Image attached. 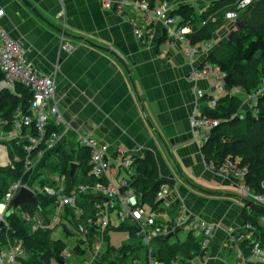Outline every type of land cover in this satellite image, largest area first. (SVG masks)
<instances>
[{
    "label": "crops",
    "instance_id": "0c3cea01",
    "mask_svg": "<svg viewBox=\"0 0 264 264\" xmlns=\"http://www.w3.org/2000/svg\"><path fill=\"white\" fill-rule=\"evenodd\" d=\"M194 4L199 11L206 8L204 1ZM0 9V28L22 44L28 63L54 82V102L63 119L57 146L76 150L79 138H92L107 147L112 167L117 150L135 157L153 154L158 175L173 180L171 198L183 209L182 224L169 242L186 240L193 218L214 228L205 261L194 257L176 264H243L240 246L228 237L242 230L245 200L230 181L209 170L190 128L193 114L201 116L208 103L201 102L197 92L215 99L222 94L203 76L193 81L191 73L209 67L206 56L230 32L219 30L209 50L197 46L199 52L188 57L157 20L147 24L148 36L137 38L134 24L143 16L131 6L117 14L105 10L99 0H0ZM61 42L73 50L62 51ZM94 46L113 52L128 72L114 56ZM118 176L116 172L114 178ZM177 217L178 211L166 212L162 221L172 224ZM111 229L99 232L94 241L80 237L72 256L90 253L92 264L124 256L121 247H108ZM93 243H99V252ZM129 259L127 264H143Z\"/></svg>",
    "mask_w": 264,
    "mask_h": 264
},
{
    "label": "built area",
    "instance_id": "2783aa9c",
    "mask_svg": "<svg viewBox=\"0 0 264 264\" xmlns=\"http://www.w3.org/2000/svg\"><path fill=\"white\" fill-rule=\"evenodd\" d=\"M105 10L121 14L126 6H131L143 16L137 26H135V35L137 38H145L149 34L148 23L157 20L162 23L165 31L172 35L174 41L182 46V52L188 57H192L199 52L196 45H192L185 37L186 29L179 27V22L171 16L175 5L165 1H157L153 8H150L146 0H99ZM258 0H238L233 10L225 14V19L229 22L238 21L240 12H246L249 5ZM4 11L0 9V18ZM61 50L70 53L73 48L66 42H61ZM200 47L206 51L210 49L211 43L205 42ZM0 72L3 79L0 82L1 89H13L15 83L23 85L32 95L28 112L25 113L19 109L14 112L11 126L6 131L7 142H14L21 148L23 153V173L20 178L12 182L0 201V220L5 223V230L2 235L4 242L0 243V264H19L26 258V252L23 242L17 238H11L8 235L10 230L9 222L4 214L21 188L32 192L37 200L38 196H44L53 199V203L42 210L35 208V212L30 214L22 212L20 207L15 209V213L21 217L28 226L30 234L40 230L56 231L62 226H67L73 230L71 220L66 215L67 209L76 208L78 199L81 195H96L100 198V203L94 205L96 217L95 227L98 233L106 231L112 227L119 226L124 222H129L134 226V236L139 242L143 252V264H162L156 259L154 241L162 236H172L180 228L183 218L182 208H178V217L172 224L163 223L162 218L172 207L174 201L171 198L172 188L168 184L160 186L155 195V203L159 204L158 209H152L146 205H140L139 197L130 189L133 176L136 174L133 163V156H128L121 150L115 154L114 167L107 161V147L89 137H81L77 142V147L87 148L89 150V176L93 177L94 182L90 184H79L72 189L66 187V177L58 174H43L42 168L47 156L56 159L55 151L61 147L57 144L60 140V132L49 131V128L58 129L63 125V119L54 102V82L50 76L40 74L24 56L22 44L12 39L3 29L0 28ZM203 76L211 83V87L222 92L224 86L225 73L220 72L214 66H207L195 69L191 73V78L196 81ZM264 90V81L261 88L252 95V102ZM197 98H202L203 94L198 91ZM198 103V102H197ZM197 106V104H196ZM210 109L216 106V99L209 100ZM238 117L243 119L241 112L230 119ZM220 121L212 119L206 115L198 116L193 114L190 119V128L194 134L195 143L201 148L209 136V132L219 125ZM35 132H32V128ZM67 151H72L68 147L62 146ZM77 148V149H78ZM76 149V150H77ZM137 157H143L140 154ZM18 160V157L15 158ZM207 167L218 177L227 179L238 190L240 198L246 196L258 202L264 201V198L254 195L245 183L247 170L240 166L239 160L226 159L220 164L212 162L206 164ZM119 176L114 178L115 173ZM28 178L24 180V175ZM122 175V176H120ZM102 198H106L107 202ZM76 214H80L78 209ZM93 221L88 220L87 224L92 225ZM63 224V225H62ZM188 233L195 239L200 240L202 254L195 256L199 260L205 261L206 252L214 236V228L206 221L193 218L188 223ZM85 233V231H84ZM254 230L251 225L244 224L242 230L235 236L229 235L228 241L234 245L240 246L244 240L250 241L252 248L250 256L260 258L261 264H264L262 251L259 244L254 240ZM60 239V238H57ZM56 239V240H57ZM95 251H100L99 243L91 245ZM70 255L67 249L60 254L62 264ZM179 260V259H177ZM116 260H105L102 264H111ZM177 262V261H176ZM174 262L173 264H176ZM52 264H59L57 260ZM243 264H248L244 262Z\"/></svg>",
    "mask_w": 264,
    "mask_h": 264
},
{
    "label": "trees",
    "instance_id": "16d2710c",
    "mask_svg": "<svg viewBox=\"0 0 264 264\" xmlns=\"http://www.w3.org/2000/svg\"><path fill=\"white\" fill-rule=\"evenodd\" d=\"M157 1H165L175 5L171 16L179 20V27L186 29L185 37L192 45L212 43L213 36L222 27L221 16L233 10L238 0H146L150 8L155 6ZM195 1H204L206 8L202 11L197 9ZM249 13V15H248ZM244 19V26L235 30L230 39L220 44L215 50L206 56L205 63L216 67L220 72L229 75L227 84H224L222 94L216 98V106L210 109L205 104L202 114L209 118L220 121L219 125L209 132V136L200 151L206 164L212 162L220 164L226 159L239 160L240 166L246 168L247 174L245 183L250 191L256 196L264 195V90L257 95L252 106V110L244 112L243 119L234 115L241 112L239 110L242 99L237 92H255L261 88L262 76H264V0H258L246 9V12L238 18ZM3 74L0 72V82ZM213 97L200 98L201 102H209ZM32 95L23 85L15 83L13 89L0 88V129L8 131L14 112L19 109L28 112ZM49 131L57 132L58 129L49 128ZM35 132V128H32ZM8 146L12 164L8 168L0 167V201L8 190L10 184L21 177L23 173V153L21 148L14 142H5ZM56 159L51 155L47 156L42 168L43 174H58L66 177L67 189L81 184L94 182L89 176V150L81 147L77 150L67 151L59 148L55 151ZM18 160L14 161V158ZM132 166L136 174L132 178L130 189L139 197L140 205H146L152 209H158L159 204L155 203V195L160 186L168 184L172 187L171 178H163L158 175L155 158L151 153H144L143 157L133 156ZM71 166L74 171L71 174ZM28 174L24 175V180ZM53 203V199L38 196L37 206L45 210ZM100 203V198L96 195H81L76 208L67 209L66 215L71 220L74 231L82 234L88 240L94 241L97 234L95 227L96 217L94 205ZM241 217L243 224L251 225L254 230V240L259 244L264 253V228L258 225L257 221L264 218V208L259 207L256 202L250 204L244 202ZM253 203V202H252ZM257 204V205H256ZM36 207L30 203H23L20 206L22 212L33 214ZM178 204L173 203L167 212H177ZM78 209L80 214H76ZM92 220V225L87 221ZM10 230L8 235L23 242L26 258L19 264H52L56 260L60 264L62 258L60 254L65 250L66 243L61 239H53L51 230H40L34 234L29 233L26 223L16 213L8 219ZM63 225V224H62ZM66 226H62L66 238L74 235ZM118 231H125L129 235L130 243L123 244L119 249L122 256L111 264H127L128 259L144 261L140 255L141 247L134 236V226L129 222H124L119 226L112 227ZM174 235V234H173ZM172 236H162L154 241L156 259L162 264H173L179 259V263L191 260L195 256L201 255V244L199 239L192 237L188 233L186 240L170 243ZM4 242L1 235L0 243ZM132 242H135L133 244ZM76 250L79 251V247ZM243 255L248 257L252 244L244 240L240 244ZM83 252V251H82ZM129 259V260H130ZM248 264H252L247 262Z\"/></svg>",
    "mask_w": 264,
    "mask_h": 264
},
{
    "label": "rangeland",
    "instance_id": "374dc122",
    "mask_svg": "<svg viewBox=\"0 0 264 264\" xmlns=\"http://www.w3.org/2000/svg\"><path fill=\"white\" fill-rule=\"evenodd\" d=\"M201 2V1H198ZM245 12H240L239 15H243ZM220 21L222 22V27L220 29L217 30V32L219 30L224 31V34H226L225 32H233L236 29V27L234 26V24H232L233 22H229L225 19V16H221ZM224 34L222 35V38H224ZM229 34V33H228ZM227 34V35H228ZM228 37V36H227ZM227 38L225 37L224 40H226ZM264 81V76H262V82ZM261 82V84H262ZM258 90V89H257ZM256 90V91H257ZM255 91V92H256ZM254 91L252 92H237V91H233V94H238V96L242 99V104L239 108V110L241 111L242 114H244V112L248 111V110H252L253 109V102L251 100L252 95L255 93ZM218 95V94H217ZM7 140V135L6 132L3 131L2 129H0V167L3 168H8V166H10L12 164L13 158H10L9 156V152H8V146L5 142ZM14 161H16V159L14 158ZM210 170V169H209ZM264 196V195H263ZM239 197H241L239 195ZM243 200H245V202H256L257 206H261L264 208V203L258 202L256 200H252L250 197H245L243 198ZM255 204V203H254ZM245 205V203H244ZM167 215V214H166ZM258 225H260L261 227L264 228V218H260L258 220H256ZM165 223V222H163ZM167 224V223H166ZM67 228L69 231H71L74 235L66 238L64 233H63V229H57L56 231H54L52 233V238L53 239H57L60 238L61 240H63L66 243V249L68 250V253H70V256L68 257V259L66 260V264H92L91 261V254H85L83 256H72L73 254V250H74V243L76 241H78V239H80V237H85V236H81L80 234H78L76 231L70 229L69 227H65ZM187 231L185 230L183 233L185 234ZM107 240L109 241V248L110 251L113 250H118L123 244H127L128 241V235L126 234L125 231H118L116 229H111V231L107 232L106 234ZM180 260H177L176 263H179ZM200 261V260H199ZM203 262V260H201ZM245 262H249L252 264H261V259L260 258H254L251 257L250 255L245 259Z\"/></svg>",
    "mask_w": 264,
    "mask_h": 264
},
{
    "label": "water",
    "instance_id": "95a60500",
    "mask_svg": "<svg viewBox=\"0 0 264 264\" xmlns=\"http://www.w3.org/2000/svg\"><path fill=\"white\" fill-rule=\"evenodd\" d=\"M25 3L27 4V2H25ZM248 15H249V13H248ZM244 23H245V20L242 19L240 21L235 22L234 26L236 27L237 30H239L244 26ZM232 33L233 32H230L227 39L231 38ZM64 35H66V34H64ZM94 47L99 48V49L111 54L112 56H114L119 61V63L122 65V67L125 69V71L128 72L125 64L113 52H111L110 50H107V49L100 48L98 46H94ZM229 78H230L229 75H227L224 78V84H227ZM73 171H74V166H71V174L73 173ZM261 197H262V199L264 198V196H261ZM102 200L107 202L106 198H102ZM23 203H30L33 206H35L36 208L38 207L35 195L32 192H30L29 190H27L25 188H21L20 191L18 192V194L10 202V204H9L5 214H4L5 219H8L13 213H15V209L20 207ZM248 203L254 204L252 202H248ZM262 203H264V201H262ZM5 227H6L5 223L0 220V238H1L3 231L5 230ZM81 233H84V231L82 230ZM167 237H170V235ZM60 264H62V262H60Z\"/></svg>",
    "mask_w": 264,
    "mask_h": 264
}]
</instances>
